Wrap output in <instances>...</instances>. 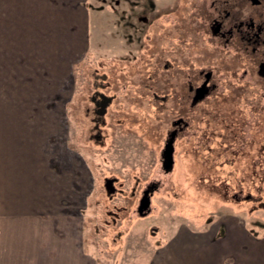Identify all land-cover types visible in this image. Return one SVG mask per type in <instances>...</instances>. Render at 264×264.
<instances>
[{"label": "rangeland", "instance_id": "obj_1", "mask_svg": "<svg viewBox=\"0 0 264 264\" xmlns=\"http://www.w3.org/2000/svg\"><path fill=\"white\" fill-rule=\"evenodd\" d=\"M54 1L0 5L81 6L86 44L65 68L66 138L89 182L82 235L98 264H151L175 230L222 233L230 215L263 232V78L248 50L207 33L199 8L209 0ZM200 69L209 91L190 106L184 83H201Z\"/></svg>", "mask_w": 264, "mask_h": 264}, {"label": "crops", "instance_id": "obj_2", "mask_svg": "<svg viewBox=\"0 0 264 264\" xmlns=\"http://www.w3.org/2000/svg\"><path fill=\"white\" fill-rule=\"evenodd\" d=\"M65 2L0 5V264H98L82 235L89 182L66 138L65 68L86 25ZM230 218L222 233L175 230L151 264H264V230Z\"/></svg>", "mask_w": 264, "mask_h": 264}, {"label": "flooded vegetation", "instance_id": "obj_3", "mask_svg": "<svg viewBox=\"0 0 264 264\" xmlns=\"http://www.w3.org/2000/svg\"><path fill=\"white\" fill-rule=\"evenodd\" d=\"M199 12L201 24L207 33H210L212 39L249 51L256 64L257 73L263 78L264 87V0H209V3L201 5ZM258 54H260L259 58ZM198 72L203 75L201 83L194 85L190 77L184 83L187 86L190 106L201 100L209 91L210 70L204 72L200 69ZM106 98L102 100L104 103L112 99L111 97ZM98 99H100L99 96H96L94 101L97 102ZM173 133L174 131L171 130L169 143L173 139ZM168 145L165 143L164 165L170 161V147L166 149ZM148 189L151 196L152 191Z\"/></svg>", "mask_w": 264, "mask_h": 264}, {"label": "water", "instance_id": "obj_4", "mask_svg": "<svg viewBox=\"0 0 264 264\" xmlns=\"http://www.w3.org/2000/svg\"><path fill=\"white\" fill-rule=\"evenodd\" d=\"M110 183L108 180L106 181V186ZM110 188V187H109ZM111 189V188H110ZM109 190V189H108ZM150 211V193L149 189H145L143 191L142 196L139 199V203L137 206V212L140 216L146 215Z\"/></svg>", "mask_w": 264, "mask_h": 264}]
</instances>
